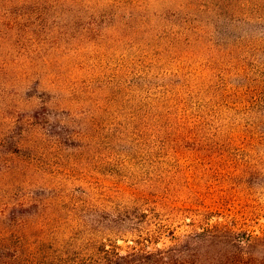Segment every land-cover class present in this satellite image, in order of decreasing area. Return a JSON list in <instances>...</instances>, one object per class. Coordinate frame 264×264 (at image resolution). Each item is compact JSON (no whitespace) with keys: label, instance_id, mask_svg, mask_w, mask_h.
Here are the masks:
<instances>
[{"label":"rangeland","instance_id":"1","mask_svg":"<svg viewBox=\"0 0 264 264\" xmlns=\"http://www.w3.org/2000/svg\"><path fill=\"white\" fill-rule=\"evenodd\" d=\"M185 1L0 0V264H264V19Z\"/></svg>","mask_w":264,"mask_h":264},{"label":"trees","instance_id":"2","mask_svg":"<svg viewBox=\"0 0 264 264\" xmlns=\"http://www.w3.org/2000/svg\"><path fill=\"white\" fill-rule=\"evenodd\" d=\"M221 0H189L185 1L184 7L186 9L180 10L176 13L175 20L177 21V28L181 30V34L184 36L181 39V44L185 48H190L191 46H197L203 39L214 36L219 33L222 29L221 18L223 11L226 7L223 5ZM234 4L227 6L229 9L236 10L237 13L248 14V25H250L251 31L256 29V25L253 22L261 23L260 20L264 19V0H247L244 1L233 0ZM206 13L207 15H202ZM230 18L233 20H240L241 18L233 15ZM139 19V18H138ZM232 20V19H231ZM129 19L125 18V24L129 23ZM242 38H246L242 36ZM176 42L175 49H179V42ZM248 46H258L259 48H264V36L254 35L252 32L248 33ZM188 56H182L180 62L182 63L178 66L180 71L183 67V61L188 59ZM185 64V63H184ZM264 71V70H263ZM257 77L258 82L264 85V73ZM160 251V250H159ZM157 252H140L132 251L126 254L120 253L116 249H104V254L101 256H89L84 257L77 253L76 256L71 258V264H159L162 260L166 259L167 256L164 255V251ZM69 253L66 257H69ZM160 257V258H159Z\"/></svg>","mask_w":264,"mask_h":264}]
</instances>
